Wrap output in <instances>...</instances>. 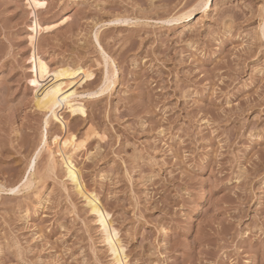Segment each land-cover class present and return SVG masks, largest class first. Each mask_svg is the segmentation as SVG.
Masks as SVG:
<instances>
[{"label": "rangeland", "instance_id": "rangeland-1", "mask_svg": "<svg viewBox=\"0 0 264 264\" xmlns=\"http://www.w3.org/2000/svg\"><path fill=\"white\" fill-rule=\"evenodd\" d=\"M199 1L36 10L54 25L37 38L50 66L94 72L79 88L85 115L63 116L80 181L110 214L106 235L65 176L61 123L46 125L35 102V14L0 0V264H118L112 227L125 264H264V0ZM105 68L117 79L106 93Z\"/></svg>", "mask_w": 264, "mask_h": 264}, {"label": "bare ground", "instance_id": "bare-ground-1", "mask_svg": "<svg viewBox=\"0 0 264 264\" xmlns=\"http://www.w3.org/2000/svg\"><path fill=\"white\" fill-rule=\"evenodd\" d=\"M26 2L28 4V7L30 6L32 8V12H34V14H35L34 15L35 18L32 20L33 22L30 25L31 26L30 29L32 30V34L29 37V41H30L29 43L32 46V50H31L30 55L28 57L29 63L31 64V68L29 67L30 71H31L30 73H32L31 77L29 78V82L35 89V91H34V92H36L35 98L37 97L36 99L33 97V99L36 100V101L35 100L34 101L36 102V105H37V107L39 109L44 110V111H46L48 113H51V116L49 118H46V121L44 120L46 125H48L52 120H56V121L61 123V126L63 128L62 134H55L54 137H52V138H53V145L55 144L57 146V148H58L57 152L60 153L61 162H63L64 165H65V169H63V170H65V176L67 177L68 180H70L75 185V188L78 191L79 195L83 196L88 201L87 205L89 204V206L91 208L90 212H92V213H94V215L96 214L98 216V219H97L98 222L101 223L102 227L107 232V230L109 231L110 229H108L106 220L109 219L107 216H109L110 214H109V212H106V209L101 208V206H102L101 204L99 206V203L97 201L98 199L96 200V202L94 201V199H96V198H94V196H92L94 199H91L90 196L92 194L89 195L88 191L85 190L86 188L83 187V185H82V183L80 181V176H79V172L80 171L78 172V168H76L77 166H75V164H73V154H74V152H75V150L77 148L75 135L72 132L68 131L67 123H66V121L64 119V116H63V113H65V111L69 112L72 116L77 114V113H81V114L85 115V109H84L85 108L84 107V99L85 98L82 97L83 96L82 94H84V93L81 94V91H79V88L82 87L81 85L83 83H85L86 80H88V79L91 80L94 72L92 70L88 69V68L83 67V66L72 67L73 64L70 66L69 62H68L67 66H62V65L58 66V67L54 66L55 68H52L50 66V63L48 62V60L44 58V56L40 53V51H39V49L37 47V41H38L37 38L39 37L40 33L42 31H45V30H48V29L54 27V25H52V24H44L43 25L40 22L39 18H38L39 16L37 17V15H36V14H38L37 13V11H38L37 9L41 8V7H36V4L40 3V4L43 5L42 7H44L45 4H46V0H35V2H33V0H26ZM210 3H213V2H211V0H200L199 1V6L202 9L201 11H203V10L206 11V9L210 7ZM205 4H207V8L204 7ZM193 10L189 9V11L182 12L181 15L179 14V17H185V16H190V15L192 16ZM176 18L177 17H175V19ZM119 20H121V19L119 18ZM168 22H170V21L168 20ZM96 36H97V33H96L95 37ZM98 36H99V33H98ZM106 56H107V54H106ZM106 56L104 58L102 56V58L104 60H106ZM103 62L105 64V66L108 65V64L105 63L106 61H103ZM66 63L67 62H65V65H66ZM77 64H78V62H77ZM63 65H64V62H63ZM97 65H101L100 61H99V63H97ZM93 66H94V64H93ZM95 67H97V66H95ZM95 67H93V68H95ZM98 67H100V66H98ZM90 68H92L91 65H90ZM106 68L104 70H106ZM112 72H114V70L111 71L110 69L107 71V74L104 72L105 73V76H104L105 80H104V82H102L104 84H103V86L100 89L102 92H104V90L105 91L106 90H110L111 91L110 88H112L111 84L113 83L112 78L114 79L116 77L115 74H113ZM113 75L115 77H113ZM104 77H103V79H104ZM33 81H36V83L33 84L32 83ZM115 81H114V83H115ZM100 86H99V88H100ZM83 88L84 87H82V89ZM83 90H85V89H83ZM89 91H92V90H89ZM101 91H99L97 93L99 94ZM92 92H94V89H93ZM102 92H101V94H102ZM106 92H104V93H106ZM85 94H88V91ZM89 94H91V93H89ZM90 96H93V95H90ZM93 98H95V97H93ZM65 118H66V115H65ZM47 134H49V133H47ZM44 136H43V138H44ZM47 149L48 148L46 147V150ZM55 149H56V147H55ZM51 154H52V152H51ZM56 161H59V160H56ZM52 166H51V168L53 169ZM33 172L34 173H32V175H35L36 172L35 171H33ZM31 179L32 178L28 176V178L26 180H24L26 182L23 181L24 183L22 184V187H26V188L28 187L29 188L30 186H32L33 180H31ZM16 189L18 190V188H16ZM11 190L14 192L15 191V187L13 189H11ZM91 193H92V191H91ZM103 209L105 210V212H104ZM109 222H108V225L110 227L111 224H109ZM112 228H113V230H112L113 233L115 232V234H116V235L115 234L113 235V233H112V235L114 236V239H115V237L117 238V233H116L117 230H115L114 227H112ZM106 232H103V233H106ZM109 233H111V232H107L106 235L109 234ZM104 237H106V240L109 241V242L106 241V243L107 242L109 243L108 245H110V249H111V250H109V249L108 250L112 251V255L114 253L115 261H117L118 264H125V262H127V261H125L126 260L125 257L127 255H125V253L123 254L124 250H122V249H123L124 246L122 247V245L120 244L122 241L121 242L116 241L118 239L114 240L113 238H111V235L109 237L108 236H104ZM112 239L114 241L118 242L121 245L120 246L121 248H118V251L120 249V251L122 252L123 256L125 255L124 258L122 257V254L120 256L121 259L123 258L122 260H124V262H122L120 260L119 255H118V251L116 249V246H119V244L118 245H116V243L114 244V241H112Z\"/></svg>", "mask_w": 264, "mask_h": 264}, {"label": "snow or ice", "instance_id": "snow-or-ice-1", "mask_svg": "<svg viewBox=\"0 0 264 264\" xmlns=\"http://www.w3.org/2000/svg\"><path fill=\"white\" fill-rule=\"evenodd\" d=\"M33 2H35V0H33ZM42 6H43V5L40 4V3H37V4H36V7H42ZM204 7L207 8V4H205ZM261 7L264 8V5H261ZM33 14H34V13H33ZM32 83L35 84L36 81H33Z\"/></svg>", "mask_w": 264, "mask_h": 264}]
</instances>
